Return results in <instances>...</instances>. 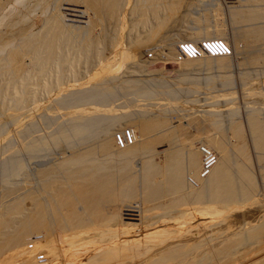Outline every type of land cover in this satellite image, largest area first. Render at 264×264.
<instances>
[{"label": "bare ground", "instance_id": "obj_1", "mask_svg": "<svg viewBox=\"0 0 264 264\" xmlns=\"http://www.w3.org/2000/svg\"><path fill=\"white\" fill-rule=\"evenodd\" d=\"M15 1L19 2L21 0ZM43 1L46 2L43 8L46 13H44L43 23L41 24L43 27L37 31L18 36L12 42H3V45L5 43L4 47H0V246L6 245L7 247L10 244L24 246L30 240L28 237H31L32 233H38L40 228H48L52 224H57L58 227H63V229L68 227L67 229L70 230L69 226L81 225L86 220L90 222L92 217H96L97 220L105 219L108 215L115 217L117 214L128 212L130 208L140 210L147 204H160L171 207L180 202H184L183 204H186L185 202H189V204L204 203L209 210L210 205L216 204L215 202L234 201L259 192L257 190L260 186H264V109H248L249 111H247V114L245 113L246 117L244 116L243 121L238 120L234 110H230L232 112L227 125H222L221 119L213 114V111L212 114L210 111L207 112L210 113L207 114L210 115L208 118L203 113L193 112L186 115V118L199 119V121L207 118L211 124L217 127L213 128L216 129L213 132L209 133L207 131L208 133L205 135L202 134L201 137L204 138V141H201V143L204 142L203 144L208 147L199 148L193 144V139H196L194 136L181 137L178 134V126L185 119L183 118L185 115L176 113L179 116L172 120L164 113L147 112L144 109V111L136 109V112L125 110L126 114L124 112V107L138 98L144 99L146 97L145 99H148V97H155L159 94H162V96L167 95L169 98L170 96L179 98L178 94L180 95L181 88L178 85L173 86L169 81H161V79L160 81L142 80V82L135 75L143 70L144 60L139 54L145 51L144 49L147 47L145 45L147 43L151 44L153 40L155 41L154 38L159 37V34L162 38L161 41L167 40V37H165L167 33L162 34L165 37L163 38L160 30L172 13L177 11L179 7L181 8L179 6L180 0H130L127 13L124 5L128 0H69V2L74 1V3L78 2L83 5L84 13L87 12V19L85 20L89 21L86 22L87 25H84V21L83 25L79 24L80 21L78 23L77 20L78 24L72 21L70 23L69 21L65 22V16L62 17L59 9L61 0ZM236 1L239 2L238 5L232 4L234 6H231L228 12L233 23L231 24V27L233 26L232 32H234L232 33V40H230L236 57L233 64L241 69V73L243 71L242 74H246L247 71L250 72L252 69L263 72L264 0ZM2 3V0H0V9ZM198 4L199 1L196 0L188 2V12L186 13L190 14V19L189 16L187 18L190 20H188L187 25L189 30H187L188 33L183 41L189 39L186 40L187 43L198 44V42L202 43L203 39L210 41L214 36L224 37V27H222V21L219 19L218 8H215L217 16L214 20L216 21L212 23L207 20L210 21V24H206V22L204 24L203 22L207 18H204V21L201 22L202 15H192L191 13L198 7ZM194 13L196 12L194 11ZM198 13L200 12L198 11ZM203 14V17L209 16L204 11ZM121 21L128 22V33L125 30L127 34L125 35L127 37L126 41L128 43L132 42V49H134V45L138 49V52L134 49L138 55L134 53L136 56H130L126 68L122 70L124 72L121 73L120 71V74H123L121 82L111 86L108 84V79L112 75H110L109 68L106 66L108 68L106 73L109 74L104 72V77L99 74L103 78L94 81L95 84L86 85L84 83L85 85L79 87L81 82L80 85L76 83L78 87L75 86L74 89H69L66 93H59L57 97L53 95L55 96L52 97L54 98L53 102H55L54 108L57 105L59 106L57 108L64 111L55 109L54 112V109L50 108L52 113L49 112V109H47L49 106L46 105L49 100L46 96L47 93L50 94L49 92L59 87V84L61 85L66 80L69 81L70 78L66 79L67 77H71L72 80L73 77L78 78L86 69H91L92 64L95 66L97 61L99 63L105 51H109H107V54L115 52L112 48H116V39L114 40L112 33H110L109 26L113 24L116 27L115 25H118ZM83 22L81 20V23ZM113 25L112 28L114 29ZM114 34L116 33L114 32ZM171 38L168 37V42L165 41L168 47V50L165 51L168 52L169 56L178 59L177 47H170L175 45V42H173L175 39L172 38V40ZM199 39H202V41H198ZM224 39L227 38L224 37ZM239 43H241L240 46H237ZM220 44L224 46V49L226 48L224 42H220ZM151 45H153V42ZM122 49L123 53H121L123 55L125 50ZM114 50L118 51V48ZM201 54L194 55L195 58L186 57L180 61L182 74L187 70L188 73L189 71L190 73L196 71L203 65L212 67V64H216L220 70L228 73L232 66V59L228 55L215 57L210 55L208 57ZM113 56L110 55L109 58L111 59ZM125 59H128V57L125 56ZM104 60L103 62L109 66L110 64L108 61L106 62V58ZM105 63L104 65H107ZM124 65L123 67H125ZM100 72L99 70L98 73ZM104 73L101 72V74ZM193 73L196 75L197 71ZM247 74L249 75L248 72ZM108 75L109 78L107 79L106 76ZM76 78L74 80H77ZM58 89L56 88L57 91ZM123 97L128 100H123ZM52 98H50V101ZM158 98L155 99L158 100ZM230 98L228 104L232 102V98L231 100ZM145 99L143 102L146 101ZM165 100L166 98L163 101L166 102L167 100ZM153 101L147 104L151 105ZM164 102L159 103V107L161 105L164 107L166 104ZM154 103H156V100ZM84 104H90L93 111L97 112L98 109L101 110V113L92 111L94 114H91L92 112L89 114L86 110L88 108L83 107L86 106ZM51 105L53 107V103L50 104V107ZM230 105L229 107H232ZM67 107L73 109L69 110ZM115 107L119 110L123 107L124 113L121 111L122 115L120 117H123L124 114V123H130L129 126L133 131L132 143L123 147L117 146L112 136L115 132L129 126L123 125L120 120L118 124L115 115L109 116L104 113L107 110L109 111V108L113 111ZM140 107L142 106L140 105ZM103 110L105 111L102 112ZM26 111L36 113V116L39 114L41 121L43 120L47 128L41 125L40 120H34L35 118L32 117L33 122L29 124L30 127H21L20 129L23 120L22 116H20L21 119L17 116V113L21 114V112ZM46 112H49V114ZM53 113L56 114L50 115ZM15 114L18 117L17 119L20 120L19 122L14 117ZM64 115L66 116L64 117ZM132 116L133 120L131 119ZM14 119L15 121H13ZM60 119L62 120L59 121ZM31 120L24 121L31 122ZM12 121L14 123L17 121L18 125L16 123L15 125L18 127L7 130ZM14 123L12 124L14 125ZM41 126L47 129L45 133L40 131ZM48 128H50L49 131ZM34 131H37V133H33ZM18 139L20 145L17 143ZM52 143L54 145L58 144L50 153L51 148L47 149ZM16 145L19 147H15ZM158 146L163 148L158 150L156 149ZM50 147H53V145ZM211 148L215 149L216 154H218L213 157L215 159L212 163L209 162V156L211 153L215 154V152H212ZM44 150L48 151L50 155H47V153V157H45L41 154V157L44 156V158L37 160L40 157V152ZM201 155H203V158H200ZM34 156L38 157L33 161H29ZM27 159L31 163L30 166L27 165ZM207 160L210 164L207 162L209 165L205 168L204 161ZM204 169H206V172L201 175ZM189 177L194 178L193 183L189 181ZM260 192L262 191L260 190ZM159 225V230L166 226V224L162 225L160 222ZM90 226L93 228L92 225ZM251 226L252 230L256 229L258 234L264 233V222L261 221ZM79 229H83V227ZM108 229L111 231L113 228L108 227ZM68 230L67 234L71 235ZM99 230L102 235L103 229L100 228ZM128 231H130V228H126V226L122 230L123 233H128ZM145 232L151 231L147 230ZM74 233L71 236L65 234L64 240L65 236L66 238L68 236V241L69 236L72 238ZM113 233L109 232L111 236L115 234ZM104 234L106 233L104 232ZM96 244V246L99 245ZM69 245L71 246V244ZM81 245L79 243L80 247ZM25 248L28 249V247Z\"/></svg>", "mask_w": 264, "mask_h": 264}, {"label": "rangeland", "instance_id": "obj_2", "mask_svg": "<svg viewBox=\"0 0 264 264\" xmlns=\"http://www.w3.org/2000/svg\"><path fill=\"white\" fill-rule=\"evenodd\" d=\"M5 1H7V2L5 3ZM5 1L2 0V2H3L2 4L3 5L5 4V5H4V7L2 5V7H3V9L1 7L2 10L0 9V11H1L0 12V42H1L0 47H2V48L4 47L5 43H8L10 41L11 42L14 41L16 38H18V36H21L23 34H27L29 32H34V31H37L38 29L42 28L43 25H41V24L43 23V17L45 15L44 13H46L43 9L44 4L46 2L44 3V1L42 2V0L41 1L40 0H21L19 2L15 1V0H14L15 2L12 0H5ZM45 1H47V0H45ZM189 1L190 0H180L181 3H179V6H181V8L179 7L177 9V11H174L172 13V15L166 21V24H168V25L165 24L163 26V28H161V30H160L161 37L162 36H163V38L167 37V40H165V41L168 42V37H170V38L172 37L173 39H175L173 41V42H175V45H172L170 47L176 46L178 48L179 44L184 43V42L187 43L186 40H189V39H186L183 41V38H185L187 33H188L187 30H189V29H187V25H188V20L190 19V14L186 13V12H188L187 11V8H188L187 5H188ZM196 1H199V4L197 5L198 7H196L191 13H192V15H199V16L202 15L203 19L201 20V22L204 21V18H207L203 22L204 24H205V22H206V24H210V21L212 23H214L216 21V20H214V19H216V16H217V14L215 12H216V9L218 8L217 9L218 13H220L219 19H220V21H222L221 22V24L223 25L222 27H224L223 28L224 34H225L224 37L227 39H224V37L218 38L215 36L213 39L212 38L211 39L215 40V41H219L218 43L224 42V44H226V47L228 48V53L227 54L224 53V54L228 55L232 59L231 63H232L233 67L231 66L228 73L227 72L225 73L224 71L220 70L218 68V66H216V64H214V65L212 64V67H210V65H203V66L199 67L200 69L196 70L197 71L196 75H195V73H193V72H196L195 70L192 71L191 73L189 71V73L194 78L190 77L191 75L188 73V70L186 71L188 73L187 74L183 69L185 74L184 73L182 74V72L180 71L182 69V64L180 63V61L182 59H185L186 57H183V56L180 57V55H177L180 58V59L179 58L177 59V58H173V57L169 56L168 52L166 53V51H165V50H168V47H167L165 41H161L162 38H160V34H159V37L157 36L156 37L157 39L154 38L155 41L154 40L152 41L153 45H151L152 42H151V44L147 43L145 45V46H147L144 49L145 51H142V53L139 54V55H141V57L143 59L141 57L140 58L142 60H144V66H143V70L140 73L136 74L135 77L137 76L141 81L142 80L143 81H149V80H152V81L159 80L160 81V79H161V81L162 80H166L167 82L169 81V83H171V85H173V86L178 85V87L181 88L180 95L178 94L179 98L177 96H170V98H169V96H167V95L162 96V94L156 95L155 97L151 96V98L148 97V99H145L146 98L145 97L144 98L146 100L145 102H143V100H144L143 98H138L134 101L132 100V102H129V104H128L129 107L126 105L124 107V112H125V110L126 111L128 110L127 112H130V111L136 112L138 109H139L138 111H141L144 109L147 112L153 111V112H159V113L161 112V114L164 113V115L171 118L172 120L176 119L177 118L176 116H179L181 114L185 115V117H183V118H185L186 121L184 119L180 122L181 124L179 123L180 125L178 126V130H177L178 134L181 137H188V135H189V137L194 136V138H196V139H193L194 140L193 144L195 147L199 148V147H203V146L205 147L206 146L203 144L204 142L201 143V141H204V138L202 139V137H201V136H203L202 134L204 133V135H205L208 132L209 133L213 132V130L214 131L216 130L213 128H217V127H215L214 124H211V122L207 119L208 117H210V115H207V114H210V113L212 114V111H213V114H215L216 116H218L221 119L222 125H227L229 123V118H230L231 112L233 110L235 111V113L237 115V116L236 115L235 116L238 118V120L243 121L245 113L247 114V111H249L248 109H251V110H253L254 108L264 109V71L262 72V71H258L257 69H252V70H250V72H252V73L247 71L249 73V75L247 74V72H246V74H247L246 75V74H242L243 71L241 73V71H240L241 69L239 67L237 68V66L233 64V62L235 63L236 57H235V53H233L234 47H233V45H231L232 41L230 43V40H232V33H234V32H232L233 26L231 27V24H233V23L230 19V15H228V12L230 11L231 6L238 5L239 2H237L236 0H234V1L233 0H196ZM229 1H231V2H229ZM79 4L80 3H78V2L74 3V1L69 2V0L68 1L61 0L59 2V9L61 10L60 14L62 15V17L63 16L66 17V18L64 17L65 22L69 21V23H70V21H72L73 23L75 22L76 24H78L80 21L79 24L83 25L85 22L84 25H87L86 22H89V21L85 20V19H87L86 18L87 12L85 14L84 13L85 10L82 9L83 5H81V4L79 5ZM232 4H234V5H232ZM61 6H63V7H61ZM124 6L126 8L125 11L127 13L129 10V7H130V0H128V2ZM202 10L204 11L205 14H209V16L203 17L204 14H203ZM194 11L196 13H194ZM198 11L200 13H198ZM206 11H207V13H206ZM84 16H85V18H84ZM188 16H189V19H187ZM76 20L78 21V23ZM81 20H82V22L83 21L84 22L81 23ZM207 20H210V21L208 22ZM189 24H190V22H189ZM112 25L109 26V28L111 29V31H110V29H109V31H110V33H112L114 40L116 39L115 40V42H116L115 47L116 48H112L113 51H115V52H113V54H110V53L107 54L109 51L108 50H107L108 52L105 51V53L103 54L105 57L103 56L104 58L102 57L101 60H99V63L97 61L96 62L97 64H95V66H94V64H92V66L94 68L90 67L91 69H89V68L86 69L85 71L82 72V74H80L78 76V78L73 77V79L71 80V77H67L66 79L70 78L69 81L70 80L71 81L69 82L65 79L66 80L65 82H63L61 85L59 84V87H56V88H59L58 91L56 90V88L52 89V91L49 90V91H51V92H49L50 94H48V93L46 94V96L49 99L48 102L50 101V98L55 97V96L57 97L59 93H66L69 91V89L70 90L74 89L75 86L78 87V85H80V84L81 85L79 87H81L82 85H85V84L86 85H90L93 83L95 84L96 80L98 81V79H100L102 76L104 77L108 68H109L108 72L110 73V75H112V77L110 76L111 78H109V75L106 76L107 79L109 78L108 84L111 86V85L119 84V82H121L120 80L123 79V77H122L123 74H120V71H121V73L124 72L122 70H124V68H126V63H128L130 56L136 54L134 51V49H136V48L134 45V49H132V46H133L132 42L128 43L126 41L127 37H125V35H127V34L125 33V30H127V33H128V22L126 23L124 21H121L118 25H115L116 27H114V25H113L115 31L112 28ZM182 25H184V26H182ZM171 30H173L174 32L173 31L171 32ZM113 31L117 35L114 34ZM169 32L172 34H170ZM163 33H165V34L167 33L165 37H164V35H162ZM13 35H15V36H13ZM6 39H7V41H6ZM171 39H169V40H171ZM203 40L209 41V40H205V39H203ZM181 41H183V42H181ZM198 41H202V39H199ZM3 42H5L4 45H3ZM154 42H156V43H154ZM198 43H200V42H198ZM123 44H125V45H123ZM128 44L129 45L132 44V45L129 46ZM158 44L160 47L158 46ZM192 44H193V42H192ZM240 44L241 43H239V45H237V44L236 45L240 46ZM121 46L125 50L123 55H125L126 58L128 57V59H125V56L122 55L123 49L121 48ZM124 46L127 48H125ZM153 47H156L159 49L155 48L156 49L155 50ZM117 48H118V51L114 50ZM149 49L151 51L152 50L153 51L151 52ZM148 50H149V52H148ZM157 50L159 51V53H157L158 52ZM136 52H138V49H136ZM150 52H151V54H150ZM116 54H118V55H116ZM224 54L212 55V57L221 56ZM110 55H114V56L111 57V59H110L109 58ZM136 55H138V54H136ZM231 55H232V57H231ZM121 56H123V57H121ZM207 56L209 57L210 55H207ZM105 58H106V62L108 61V63L110 64L109 66L107 63L103 62V60ZM108 58H109V60H107ZM189 58H195V56L189 57ZM111 60H112V62H111ZM104 63L107 65H104ZM122 64L123 65L125 64L124 65L125 67H123ZM99 65L100 66L102 65V67H100ZM103 65H104V67H103ZM106 66L108 68H106ZM111 67L113 69H110ZM179 67H181V68H179ZM100 68L101 69L103 68L104 71H103V69L101 70ZM115 68H117V69H115ZM99 70L101 72H103V73L105 72V73L104 74H101V72L98 73ZM109 73H106V74H109ZM95 74H97V75H95ZM99 74L102 76L100 77ZM115 74L117 77L115 76ZM98 75H99V77H98ZM186 75H189V76H186ZM81 77H83V78H81ZM207 77H209L208 80H207ZM75 78L79 82L77 80H74ZM191 78H193V79L191 80ZM75 81H77V82H75ZM66 82L68 84L70 83V85H68ZM225 82H227V83L225 84ZM72 84H73V86H72ZM64 87H66V88H64ZM54 90H56V91H54ZM183 91H185V92H183ZM53 95H55V96H53ZM164 96H167V97H164ZM175 97H177V98H175ZM229 97L232 98V102L228 104V102H230ZM155 98H158V100ZM165 98L167 100V101L165 100L166 102L163 101ZM231 98H230V100H231ZM44 99L46 100V98H44ZM53 99L54 98L51 99L50 103H48V102L46 103V105L49 106V108H47V109H49V112H51L50 108L51 109L53 108L54 112H55V109L64 111L63 109L57 108V107H59L57 105L54 108L55 102H53L54 101ZM122 99L123 100L125 99L126 101L128 100L124 97ZM160 99H162V100L160 101ZM170 99H171V103H170ZM186 99H188V100H186ZM224 99H226V100H224ZM227 99H228V101H227ZM147 100H149V101H147ZM155 100H156V103H158V104L154 103ZM151 101H153L154 105H153V103L151 105L147 104V103L150 104ZM161 102L166 103L164 105V107H163V105H161L159 107V105H160L159 103H161ZM51 103H53V107H52V105L50 107ZM143 103H145V104H143ZM211 103H213V104H211ZM131 104H132V106H131ZM139 104L142 107H140ZM84 105H86V104H84ZM226 105H228V106H226ZM229 105L232 107H229ZM87 106H89V107H87ZM83 107L88 108L86 110H88L87 112H89V114H90V112L93 111V109H91V107H90V104H87L86 106H83ZM100 107H102V106H100ZM115 108H113V111H112V109L109 108L110 112L108 110L106 112H104L105 110H103L102 112L107 113V115H109V116L115 115L116 118L115 117L114 118L118 120V124H119V120H120V121H122V124L124 125L125 124L124 120H123V119H125L124 114H123V117L121 116L122 118L120 117V115H122V113H124L123 107H121L120 110H119V108L118 109L117 108L115 109ZM140 108H142V109H140ZM70 109H73V108L71 107ZM160 109H162V110L160 111ZM256 109H254V110H256ZM58 110L56 111L57 113L59 112ZM230 110H232V111H230ZM61 111H60V114H61ZM66 111L68 112L67 109H66ZM121 111H122V113H121ZM209 111H210V113H207ZM26 112H21L22 115L17 113V116H19V118H20V116H22L23 121L24 120L30 121L33 117V119L35 118L34 120H40V122L42 123L41 125L43 127L47 128V126L44 124L43 120L41 121V119H40L41 116H39V114H37L39 116L38 117L35 115L36 113L33 114L30 111H26ZM49 112L48 113L46 112V113L49 114ZM93 112L101 113V110L97 109V112L95 110ZM93 112L91 114H94ZM127 112H125V114ZM193 112L200 113V114L203 113L204 116H207V118L204 117L206 120L204 119L203 121H199V119L193 120V118H186V115L191 114ZM23 113H25V114H23ZM28 113L32 114L34 116H31ZM176 113H178L179 115ZM55 114L53 113L50 115H55ZM17 116L15 114L14 117L19 122L20 120L17 119L18 118ZM28 116H30L31 118ZM65 116L66 115H64V117ZM27 117H28V119H27ZM132 118H133V116L131 117V119ZM32 120H31V122H25L24 121L25 123L22 121L21 122L22 126L20 125V129H21V127L22 128H28V126L30 127L29 124H31L33 122ZM61 120L62 119H60L59 121H61ZM13 121H15V119ZM13 121H12V123H14ZM12 123H11V125H9L7 127L8 128L7 130L12 129V128L14 129L15 127H18L17 123H16L17 125H15V123H14L15 126ZM207 124H208V126H207ZM129 125H130V123L125 124V126H129ZM42 126H41L40 131L42 133L43 132L45 133L47 131V129L42 128ZM49 129L50 128H48V131H49ZM193 131H194V133H192ZM35 132L37 133V131H34L33 133H35ZM38 133H39V131H38ZM198 135L201 137V139ZM196 136H198V137H196ZM17 141H18L17 143H19V139ZM57 144H55V145H57ZM59 144H60V142H59ZM18 145H20V143ZM18 145H16L15 147H19ZM52 145H53V147H50ZM55 145H54V143L50 144L47 150H49V148H51L49 150V152L51 153L52 152L51 150H53L56 147ZM60 145H62V144H60ZM206 147H208V146H206ZM162 148L163 147H161V146L156 147V149H158V150H161ZM44 151H46V150H44ZM44 151L40 152V157H41V154H43V155H45V157H47L46 154L48 153V151H46V152H44ZM211 151L215 152V154H214L215 157L218 155V154H216L215 149L211 148ZM47 155H50V154L48 153ZM37 157L38 156H34V158L33 157H32L33 159L30 158L32 160L29 159V161H33ZM40 157L37 158V160L44 158V156L41 158ZM201 157L203 158V155H201L200 158ZM29 161L27 159V165L30 166L31 163H29ZM191 178L192 177H189V181L191 183H193L194 178H192L193 180ZM262 189H264V186H260V188L257 190V191H259V192H257V194L252 195V196L251 195L245 196L243 198L241 197V199L240 198L235 199L234 201H228V202L223 201L222 203L221 202H215L216 204L213 203L210 205V208L208 207L209 210L206 208L207 206L205 207L204 203H190L189 204V202L188 203L185 202L186 204H183L184 202H180L179 204H177V205L175 204L171 207H167V205H160V204H147L142 209L140 208V210L130 208L128 210V212L120 213V215L124 214L121 216L119 214H117L115 217L108 215L107 217H105V219L102 218V219H98V220L96 217H92L90 219L91 223L88 220H86V222L82 223L81 225L77 224L76 226H69L70 230L72 228L71 231L67 229L68 227H65V229H63V227H60V226L58 227L57 224H55V225L52 224L51 227L50 226L48 228L44 227V229H43V227H42V229L40 228L41 230L39 229L38 233L37 232L32 233L31 237H28L31 241L28 240V243H26L24 246L20 245V244H17L16 246H14V245L10 244V245H7V247H6V245H3L4 246L3 247L1 245L0 246V264H264V233L258 234L256 232V229L252 230L253 228L251 226L254 224H258L261 221L264 222V192H263L264 190H262ZM260 190L262 192H260ZM125 213H126V215H125ZM103 220H105V221H103ZM164 221L167 223H165ZM159 222L162 225L166 224V226H164L163 229L159 230L158 229V227H160ZM161 222H164V223H161ZM89 224L92 225L93 228H91V226ZM136 224H139V225H136ZM162 225H161V228L163 227ZM125 226H126V228H130V231H128V233L122 232V230L124 229ZM78 227L79 228L83 227V229H79ZM108 227L113 228V229H111V231H110V229H108ZM74 228H76L77 230ZM100 228H101V230L103 229L102 230L103 236L100 234V232H101L99 230ZM157 229H158V231H157ZM67 230H68V233H71V235L75 232L74 233L75 237L73 235L71 238L70 237L71 235L67 234ZM113 230H115L116 232H114ZM147 230H150L151 232H145ZM76 232H77V235H79V236L76 235ZM86 232H89V233L87 234ZM104 232L107 235L104 234ZM109 232L113 233L115 236L114 235H113L114 237L111 236V234H109ZM130 233H132V234H130ZM65 234L70 235L68 241H67L68 236H67V238L65 236V240H64ZM80 235H82L81 238H80ZM108 235H110L112 239ZM76 236H77V238H76ZM86 239H87V241H86ZM88 239L89 240L94 239L93 240L94 242L93 241L91 242V240L89 241ZM69 240H71L72 242H70ZM83 240H85V241L82 242ZM110 240L112 241L111 243H113V244L110 243ZM78 241H80L79 242L80 245L83 243V245H81V247L79 246ZM88 241L90 242V244ZM86 242H88V243H86ZM68 243L71 244V246ZM72 243H74L75 245ZM96 243H98L100 245V247H99V245L96 246L97 245ZM91 244L93 247L91 246ZM76 245H78V246H76ZM25 247H28L29 251ZM31 247H32V249H31ZM38 253L43 254L44 259L41 262L36 259V256H37L36 254H38Z\"/></svg>", "mask_w": 264, "mask_h": 264}, {"label": "built area", "instance_id": "obj_3", "mask_svg": "<svg viewBox=\"0 0 264 264\" xmlns=\"http://www.w3.org/2000/svg\"><path fill=\"white\" fill-rule=\"evenodd\" d=\"M219 41H215V40H210V41H203L202 43H198V44H192L190 42L186 43H181L178 45L177 48V53L180 56L183 57H194V55H220V54H224V53H228V48L226 47V51L224 50V47L218 43ZM225 45V44H224ZM226 46V45H225ZM113 141L115 142V144L119 147H123L126 146L130 143H132L133 141V131L132 128L128 127V128H124L123 130H120L118 132H115L112 136ZM204 149V148H202ZM211 153V152H210ZM214 154L211 153V155L209 156V160H207L206 162L204 161V166L205 168L214 161L213 159ZM210 163H209V162ZM209 164H208V163ZM206 169H204L201 172V175H203L206 171ZM36 259L38 261H43V254L42 253H38L36 254Z\"/></svg>", "mask_w": 264, "mask_h": 264}]
</instances>
